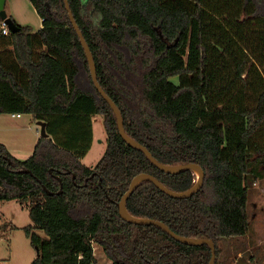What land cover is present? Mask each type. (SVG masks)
<instances>
[{
  "label": "trees",
  "instance_id": "trees-1",
  "mask_svg": "<svg viewBox=\"0 0 264 264\" xmlns=\"http://www.w3.org/2000/svg\"><path fill=\"white\" fill-rule=\"evenodd\" d=\"M30 1L42 27L13 19L20 31L0 33V113L30 114L49 136L26 160L0 142V201L30 206L31 264H97L95 244L112 264H210L209 245L183 244L121 216L118 203L135 177L150 174L184 192L198 175L164 171L122 138L65 1ZM68 1L127 135L164 165L204 172L189 198L141 181L127 211L212 239L218 263L219 240L250 230L249 188L264 162V0ZM95 116L107 146L92 167L82 160Z\"/></svg>",
  "mask_w": 264,
  "mask_h": 264
},
{
  "label": "rangeland",
  "instance_id": "rangeland-1",
  "mask_svg": "<svg viewBox=\"0 0 264 264\" xmlns=\"http://www.w3.org/2000/svg\"><path fill=\"white\" fill-rule=\"evenodd\" d=\"M5 8L20 25L29 26L34 32L40 29L42 18L30 0H7ZM38 128L37 121L30 114H24L22 119H13L10 113H0V141L14 148H27L38 137ZM93 136L92 148L82 160L87 166L96 164L107 146L102 116H95ZM29 209V204L18 200L0 201V262L31 264L36 258L37 251L24 230L33 225ZM248 218L250 230L246 235L219 240L221 258L216 264H264V162L249 188ZM36 232L46 236L41 229ZM95 252L97 264H111L98 244H95Z\"/></svg>",
  "mask_w": 264,
  "mask_h": 264
},
{
  "label": "water",
  "instance_id": "water-1",
  "mask_svg": "<svg viewBox=\"0 0 264 264\" xmlns=\"http://www.w3.org/2000/svg\"><path fill=\"white\" fill-rule=\"evenodd\" d=\"M64 1L66 4V8L69 12L70 19L73 23V26H74V28H75V30H76L79 38H80L82 46H83L85 53L87 55L94 84H95L96 88L99 90V92L101 93V95L103 96V98L109 103V105L114 110V112L117 116V119H118L119 130H120V134H121L122 138L126 142L131 144L132 146H134L138 149H141L154 164H156L159 168L163 169L164 171H167L170 173H179V172H182V171H185L188 169H193L198 174V180H197L196 184L191 189L184 191V192H175V191L170 190L164 184H162L156 177H154L150 174H141V175L135 177L131 183L129 191L123 196L121 201L118 203V209H119L121 216L123 218H125L126 220H128L132 223H135V224L157 225L160 228H162L164 231H166L168 234H170L175 240H177L183 244H187V245H209L212 249V258H211L210 264H216V245L212 239H194V238H190V237H185V236H182V235L175 233L165 223H163L161 221L149 219V218L134 217L127 211V209H126L127 201L130 198L131 194L134 192L137 185L141 181L151 180L158 188H160L162 191H164L166 194L170 195L171 197L189 198L192 195L196 194L200 190V188L203 184L204 172H203L202 168L197 164H187V165H182V166L164 165V164L160 163L159 161H157L153 157L152 153L145 146L135 142L133 139H131L127 135V133L125 131L124 120H123L121 111L118 108V106L114 103V101L111 99V97L101 87V85L98 81L97 68L95 65V61H94V57L92 55V52H91V50H90V48H89V46H88V44H87V42L83 36V33H82L80 27L78 26V24L74 18V15H73L71 8H70L69 1L68 0H64ZM6 2H7V0H0V21L4 20L6 22V24L8 25L9 29L11 30V32L17 33L20 31V27L16 24V22L13 20V18L8 15L6 8H5ZM37 124L39 126V131H40L41 137H44V138L48 137L49 134L47 132V123L44 121H37ZM61 191H62V189L60 190V193H61Z\"/></svg>",
  "mask_w": 264,
  "mask_h": 264
},
{
  "label": "crops",
  "instance_id": "crops-1",
  "mask_svg": "<svg viewBox=\"0 0 264 264\" xmlns=\"http://www.w3.org/2000/svg\"><path fill=\"white\" fill-rule=\"evenodd\" d=\"M41 27H42V25H41ZM11 117L13 119H22L24 117V114H22L21 117H14L13 114H11ZM31 117H32V115H31ZM94 121H95V117L93 118V123H94ZM37 131L39 133L38 137L35 140L33 139V141L30 143V145L27 148H24V146L23 147L18 146L16 148H14L11 145H8L5 141H0V142L6 145V147L8 148V150L11 152V154L13 156H15L16 158H18L20 160H26L33 154L34 148H35L36 144L38 143L39 139L41 138L39 128L37 129ZM90 166L93 167L94 164H91ZM0 264H5V263L0 262ZM111 264H112V262H111Z\"/></svg>",
  "mask_w": 264,
  "mask_h": 264
},
{
  "label": "built area",
  "instance_id": "built-area-1",
  "mask_svg": "<svg viewBox=\"0 0 264 264\" xmlns=\"http://www.w3.org/2000/svg\"><path fill=\"white\" fill-rule=\"evenodd\" d=\"M0 33H2L3 35H9L11 33V30L4 20L0 21ZM13 116L21 117V114H13Z\"/></svg>",
  "mask_w": 264,
  "mask_h": 264
}]
</instances>
